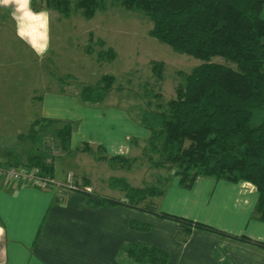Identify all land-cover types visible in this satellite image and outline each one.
I'll list each match as a JSON object with an SVG mask.
<instances>
[{"label": "trees", "instance_id": "obj_1", "mask_svg": "<svg viewBox=\"0 0 264 264\" xmlns=\"http://www.w3.org/2000/svg\"><path fill=\"white\" fill-rule=\"evenodd\" d=\"M64 16L72 10L90 19L104 10L106 0H41ZM124 8L146 15L152 22L149 35L202 62L195 66L165 102H147L139 121L150 131L143 142V156L150 166L165 169L155 183L134 187L123 177L112 176L111 187L124 192L121 199L85 193L92 208L125 205L172 219L187 232L192 228L214 230L200 221L161 211L152 200L164 191L171 176L189 188L198 176L228 181H248L256 186L254 215L264 222V0H117ZM109 49L112 57V49ZM105 51H98L102 58ZM114 57V56H113ZM219 57L222 62L213 61ZM154 73L160 79V71ZM63 80V79H60ZM114 76L105 74L97 85L81 88L83 102L102 101L112 89ZM159 96V95H158ZM71 123L58 130L60 147L70 152ZM90 151L89 145H84ZM102 153L101 148L98 150ZM3 157V156H1ZM6 166H18L8 155ZM115 167H131L136 157L102 156ZM22 167H38L53 178L54 165L38 152ZM84 185L88 182L84 181ZM162 184H164L162 186ZM130 227L148 230L149 225L130 221ZM122 255V256H121ZM120 256L137 264H165L168 254L146 243H126Z\"/></svg>", "mask_w": 264, "mask_h": 264}, {"label": "crops", "instance_id": "obj_2", "mask_svg": "<svg viewBox=\"0 0 264 264\" xmlns=\"http://www.w3.org/2000/svg\"><path fill=\"white\" fill-rule=\"evenodd\" d=\"M29 8L32 15H24L27 9L17 12L14 4L0 5V50L7 49L8 42L18 57L26 58L27 64H36L50 47L53 10L41 0H31ZM4 38L9 41L5 42ZM59 81L63 83L61 88L57 87L44 97L32 92L30 98L31 102L33 99L39 104L37 111L30 113L27 130L39 132V143L46 151L48 148L43 143L47 132L41 130L46 128L49 132V125H52L57 136L58 130L72 119L65 114L82 106L75 95L76 89L72 92L68 81ZM69 103L72 107H68ZM130 122L131 119L128 120L131 125ZM136 125L141 127L140 135L147 140L150 131L142 124ZM91 129L99 135L102 131L109 133L103 127ZM79 130L77 126L72 128L71 153L65 152L68 155L81 152V146L86 143L101 151L105 144L106 151L103 150L95 162L109 164L103 155L127 156L131 151L128 136L123 139L124 144L112 147L106 138L84 139L85 134ZM28 142L30 146L35 145L32 137H28ZM40 155L46 157V154ZM56 156L64 158L67 155L54 153L52 158ZM52 162L54 165L55 161ZM69 173L70 170L67 175ZM75 175L82 182L87 181L88 186L98 179L85 173ZM103 176L107 174H100L99 178ZM53 179L56 181L55 166ZM65 184L66 181H61L53 187H35L0 179V264H137L130 262L127 256H120V249L126 243H146L164 250L168 254L165 264H264V222L254 215L258 191L251 182L198 176L191 187L185 188L174 176L163 194L156 197L160 202L158 210L180 214L214 228L192 227L188 232L172 219L136 208L124 205L89 207L84 192L65 189ZM132 220L148 224L149 229L131 228Z\"/></svg>", "mask_w": 264, "mask_h": 264}, {"label": "rangeland", "instance_id": "obj_3", "mask_svg": "<svg viewBox=\"0 0 264 264\" xmlns=\"http://www.w3.org/2000/svg\"><path fill=\"white\" fill-rule=\"evenodd\" d=\"M106 1V8L98 10L90 19L84 18L79 10H72L69 16H64L52 9L50 47L36 64H27L26 58L18 57L7 42L9 40L4 38L7 49L0 50V146L6 147L0 148V157L9 155L12 159L14 156L18 166L22 167L26 160L29 162L27 155L34 152L46 154L44 158L55 161L56 181L64 182L70 176L65 189L77 190V187H81L87 192L95 191L121 199L124 192L109 184L112 176L123 177L134 187L155 183L156 176L161 173L158 180L169 176L165 169L150 166L143 156V142L146 139L140 135L141 127L136 125L141 124L140 109L145 108L147 102L154 104L175 97L184 76L202 61L150 36L148 32L152 22L146 15L124 8L117 0ZM107 48L112 49L114 57H109L111 53ZM4 51L9 53L4 54ZM98 51H105L106 55L98 58ZM213 61L222 62V59L216 57ZM156 68L160 71V79L154 73ZM105 74L115 78L108 95L94 103L80 100L81 88L97 85ZM61 78L71 84H68L70 91L76 89L75 95L82 103L80 108L75 107V110L65 114L66 118H72L67 123H71L72 128L79 127V132L85 134L84 139L106 138L112 147L122 142L124 144L123 139L128 136L131 151L127 156L137 158L131 167L112 169L107 163L95 162V158L101 154L95 146H91L88 151L82 145L81 152L68 155L62 151L52 125H49L50 133L46 128L41 130L47 132L43 144L48 150H43L37 136L39 132L27 130L30 113L34 114L39 104L33 99L31 102V93L44 97V94L54 92L57 87L61 88ZM68 107H72V104L69 103ZM78 118L79 122L73 121ZM129 119L132 120L131 125L128 124ZM92 127L106 128L109 133L101 130L102 135H99ZM20 134L25 136L17 137ZM28 137H32L35 145L30 146ZM37 147L40 149L35 150ZM102 149L106 151L105 144ZM54 153L67 156H56L54 159ZM74 172L98 179L92 186L84 185ZM100 174H107V177L100 179ZM173 178L171 176L165 185L162 184L164 190ZM152 202L153 206L160 209L159 198Z\"/></svg>", "mask_w": 264, "mask_h": 264}, {"label": "built area", "instance_id": "obj_4", "mask_svg": "<svg viewBox=\"0 0 264 264\" xmlns=\"http://www.w3.org/2000/svg\"><path fill=\"white\" fill-rule=\"evenodd\" d=\"M69 175L66 181H69ZM0 179L7 182H18L35 187L56 186L53 178L41 174L38 167H15L0 163Z\"/></svg>", "mask_w": 264, "mask_h": 264}, {"label": "clouds", "instance_id": "obj_5", "mask_svg": "<svg viewBox=\"0 0 264 264\" xmlns=\"http://www.w3.org/2000/svg\"><path fill=\"white\" fill-rule=\"evenodd\" d=\"M31 3V0H0V5L8 6V5H16V11L21 12L27 9V11H24V15H32L31 9L29 8V5ZM14 19H17V17L14 16Z\"/></svg>", "mask_w": 264, "mask_h": 264}]
</instances>
